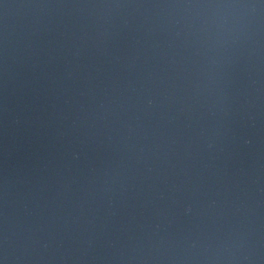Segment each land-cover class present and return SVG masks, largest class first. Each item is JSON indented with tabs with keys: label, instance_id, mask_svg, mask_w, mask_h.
<instances>
[{
	"label": "water",
	"instance_id": "water-1",
	"mask_svg": "<svg viewBox=\"0 0 264 264\" xmlns=\"http://www.w3.org/2000/svg\"><path fill=\"white\" fill-rule=\"evenodd\" d=\"M0 264H264V0H0Z\"/></svg>",
	"mask_w": 264,
	"mask_h": 264
}]
</instances>
